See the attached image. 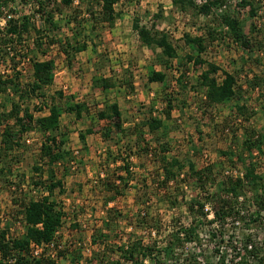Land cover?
<instances>
[{
	"label": "rangeland",
	"instance_id": "rangeland-1",
	"mask_svg": "<svg viewBox=\"0 0 264 264\" xmlns=\"http://www.w3.org/2000/svg\"><path fill=\"white\" fill-rule=\"evenodd\" d=\"M190 1L192 4H186L184 9L181 3H176L175 0H122L116 7L119 17L113 27L103 22L99 14L100 8L95 1L92 5L88 0H76L72 10L53 4L52 8L58 14L55 18L58 22H62L61 26L64 30L60 38H72V31L79 32V42L88 44L86 52L75 55L69 60L66 59L59 45L51 47L46 45L43 49H39L34 29L42 28L44 20L39 17L33 19L31 36H26L25 48L32 58L53 61L56 66L53 85L46 88L45 99L34 100L35 105H50L51 98H56L57 103L63 107L70 102L84 103L89 110V114L82 122L66 113L61 119V132L68 141L67 145L73 156L68 163L70 170L68 175L61 171L62 168L54 166L58 174L57 179L62 181L66 192L60 197V201L68 215L58 237L62 242V250H66L69 257L64 261L61 259L59 264H98L96 258L101 259V257L105 258L107 262L105 264H110L108 261L119 258L118 255L113 254L112 249H105L103 245L95 242L102 233L106 232L104 228L106 214L104 206L96 208L93 202L98 201L103 204L110 200L111 195H107L108 192L106 193L104 188L107 182L103 183V180L112 174L116 176L113 183L117 181L118 176L126 177V173L119 170L125 166L124 159H128L135 152L139 155H132L129 160L132 168L131 180L126 181V185L121 182L114 183L123 195L110 203L108 209L115 208L124 218L119 223L121 238L113 237L107 243L109 247L128 245L130 240L136 238L147 244L155 242L161 245L169 238L173 226L182 219L185 228L192 223L199 225L196 230V240L185 244L178 251L185 264H192L190 255L194 254L197 256V264L198 262L220 264L216 260L220 240L212 239L211 234L218 226L207 225L198 214L193 215L188 211V204L198 195L197 183L188 177L183 187L179 186L181 192L176 194V197L169 196V193L173 192L171 186L160 190L154 185L156 173L159 171L157 158L147 156L146 152L138 150L140 146L145 147V144L159 150L157 146L160 138L147 131L133 139L132 134L128 133L126 138L117 136L121 139L120 146L117 147L116 140L109 142L103 140L102 134L105 132L106 124L97 120L98 112L119 98L122 106L126 108L125 121L132 123L137 117L143 124L142 120L150 117L153 111L164 113L167 110L166 101L171 97L174 110L171 121L166 120L168 138L163 139V143L171 146V152L167 157L190 160L198 169L217 163L219 169L215 174L218 180H222L224 169L244 171V164H231L222 153L227 151L231 140L235 137L237 139L234 141L242 148L240 145L244 141L245 130L263 133L264 71L255 59L247 57L248 53L241 46L231 43L229 38L223 41L220 38L216 42L209 41L208 32L222 30L225 16H236L243 22L246 35H252L253 32L256 45L264 48L262 30L264 0H227L224 6L213 7L208 14L201 13L200 10L209 0ZM246 2L248 4L245 5ZM24 4L22 0H9V7L14 13L34 16L35 7L32 4ZM89 9L95 13L94 22L98 23L93 32L91 25L86 21L89 18ZM69 11H72L73 15L78 12L79 17L68 27L65 18L70 15ZM156 15L162 17L158 19ZM135 21H139L143 26H155L159 31L168 34L178 53V58L172 61V68L161 67L158 61L161 52L150 50L141 43L133 29ZM5 27L6 22L0 20V29ZM198 37L207 40V52L202 54L201 58L237 76L242 100L213 108L204 104L205 89L201 88L199 83L200 74L204 69L188 61L189 57L198 58V52L190 43V39ZM153 70L165 72L167 76L165 86L150 84L148 78ZM21 71L24 80L28 81L31 77V67L24 65ZM3 72H7V69L4 68ZM100 77L111 80L116 87L108 92L101 91L95 81V78ZM219 78L222 79V75ZM7 101L6 96H0V107H2L0 117L4 111L11 110V99ZM238 103L245 106L248 115L252 116L250 123H245V116L239 114ZM36 116L40 115L36 113ZM11 124L14 123L11 121ZM241 124L247 129H242ZM88 128L95 135L99 134V139H90L91 151L85 152L79 134ZM4 129L5 126L1 125L0 230H8L12 238H22L27 233V227L21 215L20 204L24 200L36 199L41 195L34 184L47 180L52 165L41 158V148L47 137L37 127L31 128L17 139L20 147L9 152L3 144ZM109 150L114 154L121 153V159L116 164L112 159H108ZM241 152L238 151V154ZM244 160L246 163L253 160L264 166L263 155L255 156L254 159L246 155ZM35 167L42 168L44 175L36 173ZM83 188H85L84 194H96L97 199L89 201L90 199L82 197ZM210 192L214 193L215 190L211 188ZM262 192L264 190L261 186L247 188L244 198L249 199L247 208L250 212L257 209L255 199L259 198ZM177 198L181 207L172 209L169 202ZM141 211L146 212L152 220L160 224L159 228L155 229L160 235L152 236L148 226L147 229L142 227L144 217ZM206 222H211L208 217ZM252 224L247 229L249 234L251 232L260 234L262 231L257 232L258 225ZM152 225L149 224V227ZM233 232L230 230L226 237L233 236ZM70 254H73L71 256H74L72 257L74 260ZM145 264L151 263L147 261ZM164 264L172 263L164 261Z\"/></svg>",
	"mask_w": 264,
	"mask_h": 264
},
{
	"label": "trees",
	"instance_id": "trees-1",
	"mask_svg": "<svg viewBox=\"0 0 264 264\" xmlns=\"http://www.w3.org/2000/svg\"><path fill=\"white\" fill-rule=\"evenodd\" d=\"M93 1L100 8L99 14L102 16L103 22L111 27L115 26L119 17L116 13V7L122 0H88L92 5ZM175 1L176 3H181L184 9L186 4H192L190 0ZM75 2L76 0H22L23 4H32L35 7V15L31 16L14 13L12 8L9 7V0H0V20L6 22L5 29H0V96H6L8 101L11 99L12 106L11 110L4 111L0 117V126H5L3 144L7 152L13 151L15 148L20 147L17 139L21 138L31 128L37 127L47 137L41 148V158L43 161H49L52 165L47 180H41L34 184L41 195L36 199L24 200L20 204L21 215L27 227L26 235L22 238H12L8 230H0V264H59L61 259L64 261L69 257V253L66 250H62V242L58 237L68 217L63 203L60 201V197L66 192L62 181L57 179L58 174L54 170V166L62 168L61 171L65 174L67 173L66 175L70 173L68 163L72 160L73 153L68 148V141L61 132L63 114L74 115L78 120H82L83 115L89 113V110L84 103L75 104L70 102L66 107H63L57 103L56 98H51L50 105H35L34 100L46 98L45 90L54 83L56 66L53 61L32 58L28 54V49L25 48V45L26 36H31L33 19L39 17L44 20L42 28L35 27L34 29L37 39L36 44L39 49H43L46 45L50 47L59 45L67 60L86 52L88 44L79 42V32L72 31V38H60L64 31L61 26L62 22L56 20L55 17L58 14L52 8L53 4H58L59 7L72 10ZM226 3L227 0H209L200 11L208 14L213 7L219 8ZM69 12L70 15L65 18L68 27L76 22L79 17L78 12H76V15H73L72 11ZM88 16L89 18L86 21L91 25L93 32L96 30L98 23L97 21L94 22L96 16L92 9L88 10ZM156 17L160 19L162 16L156 15ZM223 25L226 30L223 28L222 30H210L208 32L209 41L216 42L219 38L223 41L225 38H229L232 41L231 43L241 46L248 53V58L255 59L264 71V57L261 58L264 56V48L256 45V41L253 38L254 33L251 32L252 35H246L243 22L236 16H225ZM133 29L145 47L161 52V57L158 60L159 65L166 69L172 68V61L178 58V53L168 34L164 31H159L155 26H143L139 21L134 22ZM262 30L264 32V25ZM190 43L193 44L198 52V58L189 57L188 61L204 69L199 77L200 86L205 89L204 104L209 108H213L242 100L243 96L241 95L237 76L223 71L220 66L201 58V55L207 52V40L203 37H198L190 39ZM24 65L30 66L32 70L28 81L24 80V75L21 71ZM69 65L71 66V64ZM4 68L7 69V72H3ZM220 75H222V79L219 78ZM95 79L103 92L116 87V84H113L107 78L100 77ZM166 79L167 77L164 73L153 70L148 81L150 83L163 84ZM59 96L63 98L61 93H59ZM166 102L167 110L163 115L165 120L170 122L172 111L174 110L173 100L170 97ZM3 106L5 107V104ZM237 109L241 116H245V123H250L252 116L248 115L247 108L238 103ZM262 109L264 112V106ZM36 113L40 116L37 117ZM98 118L106 124L105 132L102 134L103 140L105 142L116 140L117 147L120 146L121 139H118L117 136L126 138L128 130L123 129L122 112L119 105L113 103L107 106L98 112ZM11 121L14 124H11ZM143 125L148 127L152 134H155L163 127V120L151 117ZM241 127L242 129H247L243 124H241ZM86 133L91 135L93 131L88 130ZM244 135V141L240 145L242 148L235 142L237 139L235 137V141L231 140L227 151L222 153L224 158L231 164L239 163L245 165L243 178L227 177L224 175L226 172L224 169L222 180H218L216 178L217 174H215V171L219 169L217 163H211L206 168L198 169L194 162L190 160H181L176 157L168 158L167 155L171 152L170 144L159 146V150L145 144V147L140 146L138 151L143 150L147 156L157 158L159 171L156 173L155 184H153L157 185L160 190L171 186L173 192L169 193V196L174 195L176 197V194L178 195L181 192L179 186L183 187L188 177L197 183L198 195L188 204V211L193 215L198 214L207 225L212 226L214 223L219 222V227L211 233L214 240L220 236L221 242L224 243L223 238L230 230L234 231V235L229 238V243L234 253L230 264H250L248 259L251 257L254 259L255 264H264V243L262 245L260 243L254 244L252 250H249V245L253 243V235L247 232L248 227L253 225L252 223L258 225L257 228L260 226L259 224L264 215V192L259 194V198L255 199L257 209L253 212H250L247 208L249 199L246 200L244 198L249 186L253 188L261 186L264 190V166L253 160L249 163L244 160L246 155L248 158L254 159L255 153H257V156H264V131L263 133H258L254 130H245ZM81 140L85 143L86 138L84 135H81ZM240 150L242 152L238 154ZM132 155L138 156L139 154L135 152L128 159H124L125 166L119 170L125 172L127 176H118L117 181L114 183L121 182L126 185V181L131 180L132 168L129 160ZM107 156L115 164L121 159V153L114 154L110 150ZM34 171L39 175H44L40 167H35ZM115 177V174H112L103 180V183L107 182L104 188L106 193L108 192L107 195H111V198L104 203L106 214L104 228L106 232L102 233L95 241L103 245L105 249H112L114 251L113 254L118 255V259L108 262L110 264H145L149 261L151 264H164V261H166L172 264H185L178 251L185 244L196 240V230L199 225L192 223L188 228H185L182 219H179V223L173 226L169 238L161 245L155 242L147 244L143 240L136 238L130 240L128 245L109 247L107 243L113 237L121 238L119 223L124 218L122 214L120 216L117 213L115 208L108 209L110 203L123 195L119 187L117 188L113 183ZM208 188H212L215 192H210ZM241 198H243V201H240ZM169 203L172 209L181 207L178 198L171 200ZM206 203H210L214 207L216 216L214 221L206 222L207 214L204 212ZM141 215L144 217L142 227L147 229L148 226V230L149 228L151 229L150 234L159 228L160 224L156 220H152L146 212L141 211ZM236 222H239L242 226L237 228L235 226ZM200 223L202 224V221ZM149 224H153L152 227H149ZM157 234L160 235L158 231ZM32 244L45 247V251L39 258L32 254ZM217 253L219 254V251ZM71 255L73 254H70L71 258L74 257ZM96 261L98 264L107 263L105 258L102 257L101 259L96 258ZM226 261L227 256L222 255L219 261L220 264H226ZM190 262L197 264V256L195 254L190 255Z\"/></svg>",
	"mask_w": 264,
	"mask_h": 264
},
{
	"label": "crops",
	"instance_id": "crops-1",
	"mask_svg": "<svg viewBox=\"0 0 264 264\" xmlns=\"http://www.w3.org/2000/svg\"><path fill=\"white\" fill-rule=\"evenodd\" d=\"M156 72H159V71H156ZM160 72H162V73H164L165 74V72H163V71H160ZM166 75V74H165ZM167 77V76H166ZM166 83H167V79H166V82L165 83H163V84H161V83H150L151 85H154V84H159V85H161V86H165L166 85ZM117 89V88H116ZM108 92V91H107ZM113 103H116V104H118L119 105V107H120V110H121V112H122V121H123V129H125V130H128V133L129 134H132V137H133V139H136V138H138V136H142L143 135V133H146L147 131L149 132V134H152L150 131H149V129H148V127H146V126H144L143 124L147 121V120H149L151 117H157V118H160V119H162L163 120V127L161 128V130L160 131H158L157 133H155V134H152V135H156V136H158L160 139H159V141H158V144H159V146L161 145H164L165 143H163V139L164 138H168V129H167V123H166V120H164V115H163V113H154V111L151 113V115H150V117H148L146 120H142V121H144V123L143 124H141V121L136 117L135 119H134V122H127V121H125V116H126V114H127V112H126V108L125 107H123L122 106V103L120 102V99L119 98H117L116 99V101L115 102H113ZM113 103H110L109 105H111V104H113ZM89 113H85L84 115H83V119L82 120H84L85 119V116L86 115H88ZM68 115H70V114H68ZM72 116H74V115H72ZM75 119L77 120V121H79V122H82V120H78L76 117H75ZM97 120L98 121H100L99 120V118H98V114H97ZM100 122H103V121H100ZM99 125V124H98ZM136 125H141L140 127L139 126H137L136 127ZM132 128V129H131ZM88 130H91L90 128H88L87 130H85L84 132H80V140H81V135H84L85 136V138H86V140H85V143H83L82 142V140H81V143H82V145H83V148H84V150H85V152H90L91 151V149H90V139H94V138H98L99 137V134L98 135H95L94 133L93 134H91V135H87V131ZM143 132V133H142ZM160 135V136H159ZM149 136V135H148ZM154 136H153V138H154ZM99 139V138H98ZM159 146H157V147H159ZM195 164V163H194ZM85 190V188H83L82 189V194H83V196L82 197H84L85 199L87 198L89 201H93V199H97V198H95L96 197V194H87V193H85L84 194V191ZM93 206H95L96 208H98V207H101V206H104V202H103V204H102V202H98V201H96V203H94L93 202Z\"/></svg>",
	"mask_w": 264,
	"mask_h": 264
},
{
	"label": "built area",
	"instance_id": "built-area-1",
	"mask_svg": "<svg viewBox=\"0 0 264 264\" xmlns=\"http://www.w3.org/2000/svg\"><path fill=\"white\" fill-rule=\"evenodd\" d=\"M28 143H30V141H28ZM255 155L257 156L256 153H255ZM224 175L227 176V177L230 176V177H234V178H243L244 171H242V170H227L224 173ZM95 183H97V182H95ZM240 201H243V198H241ZM204 212H205V214H207V217H208V219L210 221H214L215 220L216 216H215L214 207H213L212 204H210V203L205 204ZM259 225H260L259 226V230L257 232H260V231H262V232L260 234L259 233L258 234H252V232L250 233L251 235H253V240H252L253 243H251L249 245V250H252L254 244H259L260 243L262 245V243H264V215H263L262 221H261V223ZM213 226H218L219 227V222L214 223ZM235 226L237 228H239L242 225H240L239 222H236ZM247 232H248V230H247ZM156 234H157L156 231H153L151 235L155 236ZM218 238L220 240V243H219V246H218L219 254H217V256H216L217 263L220 261V257L222 255H225V256L227 255L226 264H230V260L232 259V255H234V253L232 252L231 247L229 248V238L225 236L223 238L224 239V243L221 242V237L220 236ZM47 247H51V246H47ZM52 247H53V245H52ZM44 251H45V247H43V246L39 247V246H36L35 244H32V246H31V252H32V254L35 257L39 258ZM229 253H231V254L229 255ZM248 262L250 264H255L254 259L252 257L248 259ZM199 264H206V263L205 262H199Z\"/></svg>",
	"mask_w": 264,
	"mask_h": 264
}]
</instances>
